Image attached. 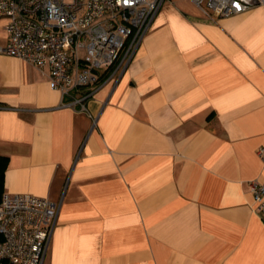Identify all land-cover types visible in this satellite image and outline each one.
I'll return each mask as SVG.
<instances>
[{"label":"crops","instance_id":"1","mask_svg":"<svg viewBox=\"0 0 264 264\" xmlns=\"http://www.w3.org/2000/svg\"><path fill=\"white\" fill-rule=\"evenodd\" d=\"M47 72L0 53V197L60 202L43 264H264V3L211 19L164 0L88 111Z\"/></svg>","mask_w":264,"mask_h":264},{"label":"built area","instance_id":"2","mask_svg":"<svg viewBox=\"0 0 264 264\" xmlns=\"http://www.w3.org/2000/svg\"><path fill=\"white\" fill-rule=\"evenodd\" d=\"M164 0H0L7 41L0 53L48 66L63 106L88 111L105 79H119ZM208 18L230 16L264 0H191ZM264 158V147L258 149ZM264 220V181L248 182ZM60 202L30 193L0 197V264H43Z\"/></svg>","mask_w":264,"mask_h":264},{"label":"trees","instance_id":"3","mask_svg":"<svg viewBox=\"0 0 264 264\" xmlns=\"http://www.w3.org/2000/svg\"><path fill=\"white\" fill-rule=\"evenodd\" d=\"M4 167H5V159L0 157V190L2 185Z\"/></svg>","mask_w":264,"mask_h":264},{"label":"rangeland","instance_id":"4","mask_svg":"<svg viewBox=\"0 0 264 264\" xmlns=\"http://www.w3.org/2000/svg\"><path fill=\"white\" fill-rule=\"evenodd\" d=\"M4 19H1V23H4ZM2 31H3V29H2V27H0V36L2 35L1 33H2Z\"/></svg>","mask_w":264,"mask_h":264}]
</instances>
